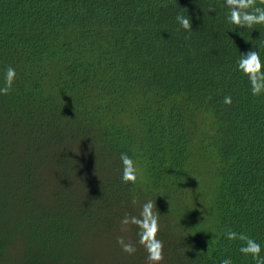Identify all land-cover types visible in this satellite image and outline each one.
Wrapping results in <instances>:
<instances>
[{
  "label": "trees",
  "instance_id": "trees-1",
  "mask_svg": "<svg viewBox=\"0 0 264 264\" xmlns=\"http://www.w3.org/2000/svg\"><path fill=\"white\" fill-rule=\"evenodd\" d=\"M227 13L225 0H0V87L16 70L0 93V259L21 232L17 264H150L121 223L147 200L158 264H255L229 230L264 256V92L237 69L250 50L264 61V24Z\"/></svg>",
  "mask_w": 264,
  "mask_h": 264
},
{
  "label": "clouds",
  "instance_id": "clouds-1",
  "mask_svg": "<svg viewBox=\"0 0 264 264\" xmlns=\"http://www.w3.org/2000/svg\"><path fill=\"white\" fill-rule=\"evenodd\" d=\"M228 8L227 20L237 26L244 25L251 28L256 24H264V6H254V0H225ZM250 9V10H249ZM176 20L180 27L185 30H191V21L188 15L177 14ZM237 69L246 74L251 85V92L253 95H259L264 92V61L261 60V55L258 50H250L246 53H241L237 61ZM16 77L15 68L8 66L4 74V86L0 87V93H7L11 89L12 82ZM225 103H231V97H224ZM121 161V181L135 182L137 179L136 167L131 156L126 152L120 153ZM154 201L147 200L142 205V210L139 215L129 217L125 215L121 223L127 225L128 223L136 224L139 227V242L144 245L147 252V260L150 264H158L163 259L162 249L163 242L157 238L158 231V216L153 211ZM226 237L229 240L241 239L245 240L239 251L243 254H251L255 264H264V256H261V244L251 237H246L235 231H227ZM117 243L120 244L122 250L128 254L136 251L132 243H126L124 239L118 238ZM220 264H232L231 258H224Z\"/></svg>",
  "mask_w": 264,
  "mask_h": 264
},
{
  "label": "rangeland",
  "instance_id": "rangeland-1",
  "mask_svg": "<svg viewBox=\"0 0 264 264\" xmlns=\"http://www.w3.org/2000/svg\"><path fill=\"white\" fill-rule=\"evenodd\" d=\"M24 233L18 232L11 236L9 242L4 247L0 264H17L20 256V248L24 242Z\"/></svg>",
  "mask_w": 264,
  "mask_h": 264
}]
</instances>
